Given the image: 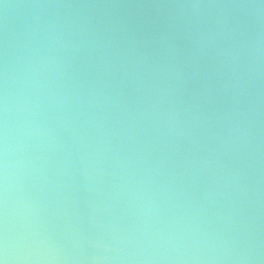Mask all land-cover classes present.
<instances>
[{
    "label": "water",
    "instance_id": "1",
    "mask_svg": "<svg viewBox=\"0 0 264 264\" xmlns=\"http://www.w3.org/2000/svg\"><path fill=\"white\" fill-rule=\"evenodd\" d=\"M5 264H264V0H0Z\"/></svg>",
    "mask_w": 264,
    "mask_h": 264
},
{
    "label": "clouds",
    "instance_id": "2",
    "mask_svg": "<svg viewBox=\"0 0 264 264\" xmlns=\"http://www.w3.org/2000/svg\"><path fill=\"white\" fill-rule=\"evenodd\" d=\"M0 264H5V261L3 259H0Z\"/></svg>",
    "mask_w": 264,
    "mask_h": 264
}]
</instances>
